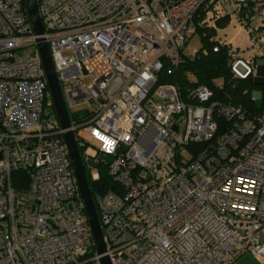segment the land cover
<instances>
[{
	"label": "built area",
	"instance_id": "1",
	"mask_svg": "<svg viewBox=\"0 0 264 264\" xmlns=\"http://www.w3.org/2000/svg\"><path fill=\"white\" fill-rule=\"evenodd\" d=\"M36 2L39 34L24 0H0V264H101L63 128L50 118L37 37L47 43L68 115L75 113L69 127L91 178L99 173L91 162L110 157L113 186L93 199L112 264L264 255V0ZM213 4L243 30L244 44L210 35L212 49L224 45L230 55L231 79L254 80L262 65L258 105L251 92L250 107L220 98L192 73L177 79L193 15L201 8L204 17ZM90 123L104 134L98 145L82 134ZM19 166L30 176L23 189L10 181Z\"/></svg>",
	"mask_w": 264,
	"mask_h": 264
},
{
	"label": "trees",
	"instance_id": "2",
	"mask_svg": "<svg viewBox=\"0 0 264 264\" xmlns=\"http://www.w3.org/2000/svg\"><path fill=\"white\" fill-rule=\"evenodd\" d=\"M203 11L198 8L192 18L193 33L196 32L199 36L200 45L194 52L193 57H188L182 53L183 59L181 64L176 67L177 79L180 83H183L186 79V72H190L193 75L192 81L204 82L212 87L214 94L222 98L224 95L230 99L241 101L244 105L250 107L251 100L249 93L252 88L259 87L260 84L254 82L252 78L231 79L228 70V60L230 58L229 53L224 45H221L216 51L212 49L214 39L210 38L213 33V26L206 24L202 20ZM227 17L222 15L214 18V22L218 24L227 23ZM214 24V23H213ZM208 25V26H207ZM173 75H168V79H172ZM221 82V87L218 83ZM69 111V118L74 115ZM218 120H221L217 117ZM80 152L81 148L78 147ZM84 172L86 175L88 187L92 200L94 203V191L103 190L109 186H113V181L107 173V163L104 160H99L96 164L98 169V176L91 178L84 161H82ZM29 171L26 167L19 166L11 171V184L16 189H23L28 186ZM95 210H97L96 205ZM232 262V261H231ZM231 262L229 264H231ZM259 264H264V256L261 258Z\"/></svg>",
	"mask_w": 264,
	"mask_h": 264
},
{
	"label": "water",
	"instance_id": "3",
	"mask_svg": "<svg viewBox=\"0 0 264 264\" xmlns=\"http://www.w3.org/2000/svg\"><path fill=\"white\" fill-rule=\"evenodd\" d=\"M24 4L32 31L37 34L41 33L42 25L37 11L36 0H24ZM36 46L38 49L41 64L44 69L46 82L50 91L52 106L55 111L57 121L63 128L61 132L62 139L65 143L67 155L76 181L81 206L83 208L84 215L90 229L94 247L97 252H101V254L99 255L101 264H112L109 255L106 252H103L105 250V243L102 235V228L98 220L92 196L90 194L78 146L73 131L69 127L68 112L63 101L58 79L50 58L47 43L44 38L37 37ZM257 73L258 74L254 78V82L259 83L262 81V65L258 66ZM100 157L105 161L110 160V157L107 154H101ZM96 163V161L91 162V164L93 165H95Z\"/></svg>",
	"mask_w": 264,
	"mask_h": 264
},
{
	"label": "rangeland",
	"instance_id": "4",
	"mask_svg": "<svg viewBox=\"0 0 264 264\" xmlns=\"http://www.w3.org/2000/svg\"><path fill=\"white\" fill-rule=\"evenodd\" d=\"M204 19L206 23L212 22L213 25V33L215 38L221 40V41H231L232 44H244L245 39L243 36V30L240 28V24L238 20L233 16H229V20L227 23L218 24L214 22V18L222 16L223 10L220 9L219 5L213 4L210 5L205 11H204ZM214 23V24H213ZM192 32L188 35L186 38L185 44L182 49V53L187 55L193 51H195L198 46L201 44L199 40V36L196 32L193 33V28L191 30ZM91 68L90 65H87V69L82 74V79L84 82L88 81L90 79V75L88 70ZM191 73L188 71L186 72V77L191 78ZM251 94L254 96V102L256 105L260 102V90L258 87L251 89ZM51 109V115L50 118H55V111L53 109V106H50ZM94 132V136H92V133ZM82 134L87 137L91 138L93 143L95 145H98L101 141V139L104 137V134L100 132L97 128L94 127L92 123L88 124L86 127L83 128ZM110 138H108L106 141H109ZM95 145H89L86 147V150L90 153L95 151ZM262 230V238L264 239V228ZM249 252V251H248ZM263 256V254H262ZM261 257V256H260Z\"/></svg>",
	"mask_w": 264,
	"mask_h": 264
},
{
	"label": "crops",
	"instance_id": "5",
	"mask_svg": "<svg viewBox=\"0 0 264 264\" xmlns=\"http://www.w3.org/2000/svg\"><path fill=\"white\" fill-rule=\"evenodd\" d=\"M262 228H264V226L260 228V236L262 234V230H261ZM261 238H262V236H261ZM263 256H262V254H252V253L244 250L234 257L231 264H259V262Z\"/></svg>",
	"mask_w": 264,
	"mask_h": 264
}]
</instances>
